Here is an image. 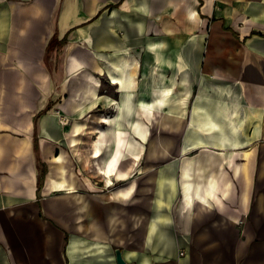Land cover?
<instances>
[{
	"label": "crops",
	"instance_id": "crops-1",
	"mask_svg": "<svg viewBox=\"0 0 264 264\" xmlns=\"http://www.w3.org/2000/svg\"><path fill=\"white\" fill-rule=\"evenodd\" d=\"M117 249L264 264V0H0V264Z\"/></svg>",
	"mask_w": 264,
	"mask_h": 264
},
{
	"label": "bare ground",
	"instance_id": "bare-ground-1",
	"mask_svg": "<svg viewBox=\"0 0 264 264\" xmlns=\"http://www.w3.org/2000/svg\"><path fill=\"white\" fill-rule=\"evenodd\" d=\"M111 175H107V182L109 183V185H113V182H112V179H111V177H110ZM119 178L120 179H126L127 177L125 176V175H120L119 176ZM115 187V186H114ZM134 187H131L129 190H128V192H126L124 195L125 196H131L133 193H134ZM82 244H83V247H82V249H81V251H82V253H85L84 252V249H85V243L84 242H82ZM79 249V248H78ZM114 264H116V263H114Z\"/></svg>",
	"mask_w": 264,
	"mask_h": 264
},
{
	"label": "water",
	"instance_id": "water-1",
	"mask_svg": "<svg viewBox=\"0 0 264 264\" xmlns=\"http://www.w3.org/2000/svg\"><path fill=\"white\" fill-rule=\"evenodd\" d=\"M115 260H116V264H135V263H128L123 257L122 251L120 249H117L115 252Z\"/></svg>",
	"mask_w": 264,
	"mask_h": 264
},
{
	"label": "built area",
	"instance_id": "built-area-1",
	"mask_svg": "<svg viewBox=\"0 0 264 264\" xmlns=\"http://www.w3.org/2000/svg\"><path fill=\"white\" fill-rule=\"evenodd\" d=\"M62 122L65 123L66 122L65 119H63Z\"/></svg>",
	"mask_w": 264,
	"mask_h": 264
},
{
	"label": "rangeland",
	"instance_id": "rangeland-1",
	"mask_svg": "<svg viewBox=\"0 0 264 264\" xmlns=\"http://www.w3.org/2000/svg\"><path fill=\"white\" fill-rule=\"evenodd\" d=\"M116 252V251H115Z\"/></svg>",
	"mask_w": 264,
	"mask_h": 264
}]
</instances>
